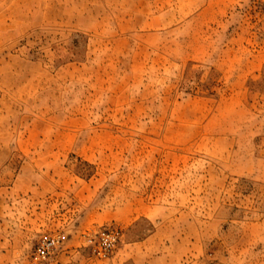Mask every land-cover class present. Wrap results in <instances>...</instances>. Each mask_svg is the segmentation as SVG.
Returning a JSON list of instances; mask_svg holds the SVG:
<instances>
[{"label": "rangeland", "instance_id": "374dc122", "mask_svg": "<svg viewBox=\"0 0 264 264\" xmlns=\"http://www.w3.org/2000/svg\"><path fill=\"white\" fill-rule=\"evenodd\" d=\"M0 264H264V0H0Z\"/></svg>", "mask_w": 264, "mask_h": 264}, {"label": "built area", "instance_id": "2783aa9c", "mask_svg": "<svg viewBox=\"0 0 264 264\" xmlns=\"http://www.w3.org/2000/svg\"><path fill=\"white\" fill-rule=\"evenodd\" d=\"M120 238L119 230L116 228L106 229L97 234L96 238H89L88 242L94 252L106 254L118 243ZM55 246V240H48L37 249L38 256L46 257Z\"/></svg>", "mask_w": 264, "mask_h": 264}]
</instances>
